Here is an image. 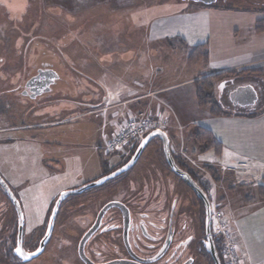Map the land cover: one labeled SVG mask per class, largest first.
Returning a JSON list of instances; mask_svg holds the SVG:
<instances>
[{
	"label": "rangeland",
	"instance_id": "1",
	"mask_svg": "<svg viewBox=\"0 0 264 264\" xmlns=\"http://www.w3.org/2000/svg\"><path fill=\"white\" fill-rule=\"evenodd\" d=\"M244 6L245 0H215L210 5L179 0H0V175L21 203L27 247H35L44 237L49 211L63 192L96 181L107 170L125 162L129 147L114 154L107 151L108 139L103 132L107 109L100 110L119 104L116 111L134 112V117L140 112L139 106H146L141 114L151 120L155 129L167 133L172 151L196 171L195 176L211 200L214 230L223 237L227 264L245 263V255L231 234V229L236 230L237 218L246 219L248 241L255 234L258 244L264 247V222L260 218L264 199L258 196V186L264 183V168L242 158L231 161L228 151L222 159L213 152L204 153V147L194 138L199 127L189 121L182 129L174 107L164 103L157 93L124 106L129 92L150 91L197 77L191 85L175 90L172 97L174 103H184L192 112L194 87L206 76H212L205 74L211 69L209 61L191 65L187 52L180 46L171 47L168 39H160L159 31L157 36L151 24L157 18L183 12L185 33L179 37L192 47L207 41L202 30L206 25L198 19L204 15L196 16L197 11L264 13ZM37 70L57 74L51 90L36 98L16 94L22 80ZM245 70L258 73L250 71L238 76L245 78L233 84L225 85L226 79L221 82L224 78L216 82L213 101L231 112L258 114L264 110V69L231 72ZM223 73L231 75L228 71ZM244 85L255 88L257 103L248 109L232 108L230 93ZM151 101L157 102L151 103L154 106L149 111ZM181 148L189 161L182 157ZM162 152V141L156 138L127 174L68 198L58 213L46 249L25 264H82L78 246L100 213V199L103 203L113 197L126 201L125 189H140L141 198L146 199H150L151 190L150 202L155 204L157 189L148 184L147 178L166 187L171 194L168 206L176 202V213L196 217L195 194L167 167ZM243 162L246 167L241 166ZM209 167L215 170L212 168L210 173ZM148 187V192L142 190ZM247 198L255 199L254 203H247ZM169 208L162 213L170 212L172 207ZM17 222L16 211L0 187V264H18L9 259L5 250L8 241L17 235ZM93 241L89 244L92 253L100 240Z\"/></svg>",
	"mask_w": 264,
	"mask_h": 264
},
{
	"label": "crops",
	"instance_id": "2",
	"mask_svg": "<svg viewBox=\"0 0 264 264\" xmlns=\"http://www.w3.org/2000/svg\"><path fill=\"white\" fill-rule=\"evenodd\" d=\"M201 14L204 15L203 19L199 17ZM195 15L199 17L198 19L200 21L205 23L207 28L202 29L206 35L205 37L207 41L201 43L207 42L209 44L210 59L208 64H210L211 69L205 74L214 75L216 73L238 71L240 69L254 67L264 69V31L262 34H256L257 24L259 21L264 20V13L254 11L226 12L214 10L197 11V14ZM205 17L207 19H205ZM185 24L186 15L183 12H176L171 16L157 18L152 22L151 30L155 32L159 31L160 36L159 33L156 32L157 36H159L160 39H168L169 41V38L177 36L182 37L184 35ZM200 28L201 26L198 23V29L200 30ZM226 77L227 78L224 77V80L221 81L224 82L226 79L225 85L233 84L235 81L245 78L238 76L233 78L231 75H226ZM196 78L197 77L191 78L185 82L169 83L168 85L161 86V88L158 89L152 88L153 90L150 91H142L139 89V92H129L125 95L127 98L125 101L126 105L124 106H128L129 102L134 105L135 101H142L140 99L148 97L149 94L157 93L158 97L164 101V103L167 101L174 107L177 120L179 121L182 129L183 125H188L189 121H192L193 125L208 129L214 134L215 138L221 142L224 147L223 154L219 159H222L228 151L232 155L231 161H237V158H242L244 161H248L252 164L254 163L253 165L256 167L264 168V114H261L264 110L256 114V112L252 111L237 113L225 109L231 114L213 116L208 110H202L198 107L196 89L194 87V104L196 106L192 105V112L194 113L193 119V113L189 112L186 105L180 102L174 103L172 97H174L173 92L175 90L181 88L184 84L191 85ZM228 78H232V81L227 80ZM262 81L264 82V80ZM137 85L139 88L144 89L143 85ZM16 94L23 95L20 93V90ZM169 94L170 98L167 97ZM155 102L157 101L150 102L151 107H148L149 111L152 110L154 106L151 103ZM119 105L100 107V110L107 109L106 116L104 118L106 125L105 128H103L106 139L113 137L117 129L123 126L130 117L134 116V112L130 113V111L126 112L125 110L120 112L116 111L115 109L119 108ZM231 106L232 108L247 109L236 107L232 103ZM144 107L139 106L137 111L140 112L135 115L138 116L141 113H145L142 112V108ZM161 108L163 109L165 106L163 105ZM157 109L158 111L161 110L158 107ZM148 110H146V114L149 116ZM236 114H243V116ZM149 117L153 118L151 116ZM173 153L177 156V153ZM241 166L246 167V163H241ZM209 168L212 169L213 167ZM64 190L65 189H63V191ZM254 200L255 199L253 198H247L246 202L253 204ZM260 218L264 222V213L260 214ZM245 224L246 219L242 216L240 219H236V230L233 231L231 229V234H233L235 239H237L238 249L245 255L244 264H264V247L258 244L255 234L252 236V243L248 241V238H246L247 226Z\"/></svg>",
	"mask_w": 264,
	"mask_h": 264
},
{
	"label": "flooded vegetation",
	"instance_id": "3",
	"mask_svg": "<svg viewBox=\"0 0 264 264\" xmlns=\"http://www.w3.org/2000/svg\"><path fill=\"white\" fill-rule=\"evenodd\" d=\"M245 1V9H261L264 11V0ZM34 72L20 83V93L25 97H41L48 93L58 80L54 71L37 70V72ZM127 157L128 155L124 156L125 162ZM121 165L106 172L104 176L116 171ZM146 181H148V184L152 183L154 188L157 189L155 198H158V201L155 204L151 205L150 202L153 199L151 190L148 194L150 199H146L145 197L141 198L140 189L137 191L125 189L126 201L113 197L103 203L104 201L100 199V212L109 203H121L129 210L130 220L125 222V216L118 208H111L100 216V228L84 246L86 258L93 264H227L222 251L224 240L222 236L216 234L213 218L212 240L207 237L206 216L202 202L196 197L198 202V215L196 217H190L182 212L176 213V202L175 205L170 203L168 206L167 199L171 197V194L167 192L166 187L160 182L149 180V178ZM198 183L207 193L199 180ZM145 189L148 192L150 187L142 188V190ZM169 207H172V210ZM167 208L170 212L168 211V214L162 213ZM142 209L149 212H141ZM51 210L52 207L49 214ZM96 219L90 228L95 224ZM44 230L43 235L46 232L45 228ZM41 240L40 238L37 245L32 248L27 247L24 240L25 250L29 253L36 251ZM92 241L95 243L98 241V249L93 253L89 251V244ZM15 248L16 236L8 241L5 249L6 254L14 263L25 264L14 255ZM77 253L79 257V246ZM82 264L85 263L82 261Z\"/></svg>",
	"mask_w": 264,
	"mask_h": 264
},
{
	"label": "water",
	"instance_id": "4",
	"mask_svg": "<svg viewBox=\"0 0 264 264\" xmlns=\"http://www.w3.org/2000/svg\"><path fill=\"white\" fill-rule=\"evenodd\" d=\"M190 1L194 3H202L206 5L212 4L215 0H184ZM230 102L240 108H249L254 106L258 101V94L255 88L252 85L243 86L235 89L229 95ZM159 138L163 144V155L165 162L169 169L184 183L188 185V187L194 192L196 197L202 202L205 209L206 216V230L207 237L209 240H212V218H213V210L208 194L204 191L201 185L192 177V175L187 171L182 169L177 163L171 151L170 139L164 131L161 129H156L148 132L143 137H141L136 150L130 159L123 164L119 169L112 172L109 175L103 176L102 178L93 181L91 183L85 184L81 188L68 190L63 192L55 201L53 208L50 213L49 221L47 224V229L44 237L39 243V247L34 252H27L24 248V237H25V218L23 209L19 199L16 197L15 193L12 191L10 186L6 183V181L0 175V187L7 195L8 199L12 203L16 214H17V235H16V248L14 255L27 263L36 258H38L45 250L47 244L52 238L55 223L58 217V213L63 205V203L70 197L82 195L88 191L96 189L98 187L104 186L105 184L120 178L121 176L127 174L140 160L144 150L148 146L150 142L154 139ZM111 208L120 209L124 216L125 222L130 220L129 210L121 203H109L107 204L102 211L98 214L95 224L90 228V230L84 235L79 245V257L85 264H93L90 262L85 254H84V246L90 240V238L95 234V232L100 228V216L104 215Z\"/></svg>",
	"mask_w": 264,
	"mask_h": 264
},
{
	"label": "trees",
	"instance_id": "5",
	"mask_svg": "<svg viewBox=\"0 0 264 264\" xmlns=\"http://www.w3.org/2000/svg\"><path fill=\"white\" fill-rule=\"evenodd\" d=\"M264 31V20H261L257 24L256 33L261 34ZM169 45L171 47L178 46L181 47V49H184L188 54V62L193 65L200 61H209V46L207 43L205 44H198L196 46H189L184 39L177 37L169 40ZM258 73V71H252V70H245L243 72H230L232 75L242 76L243 74L249 73ZM261 72V71H260ZM264 73V72H263ZM228 73H223L219 75H212L209 77H205L203 80L198 82L196 84V99L199 108L206 109L210 112L213 116H223L228 115L230 112L226 111L223 106L220 104H217L213 101V91L216 86V82H220L224 77H226ZM248 109V108H247ZM231 114V113H230ZM236 115H242L243 114H236ZM194 138L196 142L200 145H202L203 152H213L217 157H221L223 154V145L221 142H219L214 134L209 131L208 129L199 127L197 128V132L194 135ZM141 138H139L137 141H134L133 143L129 144L128 147L130 148L129 155L127 157L126 162L130 159V157L133 155L134 151L137 148V145L139 143ZM162 157L164 158L163 152ZM176 163L184 170H187L192 177L198 182V178L195 176L197 175L196 171L189 166L186 161H184L180 156H174ZM126 162L122 163L125 164ZM121 165V166H122ZM105 168L108 169V166L105 165ZM110 170H107L109 172ZM209 172L212 173L211 168L209 169ZM259 196L264 199V186H259L258 188Z\"/></svg>",
	"mask_w": 264,
	"mask_h": 264
},
{
	"label": "built area",
	"instance_id": "6",
	"mask_svg": "<svg viewBox=\"0 0 264 264\" xmlns=\"http://www.w3.org/2000/svg\"><path fill=\"white\" fill-rule=\"evenodd\" d=\"M152 129H154V126L151 120L147 119V117H144V115L139 114L137 117H130L123 126L117 129L113 137L108 138V153L114 154L121 151L127 145L137 141L139 137ZM181 155L184 159L189 161L182 149Z\"/></svg>",
	"mask_w": 264,
	"mask_h": 264
}]
</instances>
